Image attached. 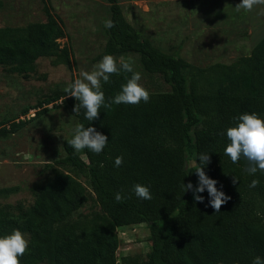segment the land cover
I'll return each instance as SVG.
<instances>
[{
  "label": "trees",
  "instance_id": "obj_1",
  "mask_svg": "<svg viewBox=\"0 0 264 264\" xmlns=\"http://www.w3.org/2000/svg\"><path fill=\"white\" fill-rule=\"evenodd\" d=\"M105 1V21L113 20L115 27L104 26L106 42L95 58L136 54L144 70L162 76L170 89L149 92L147 103L102 108L91 122L81 108L78 125L105 134L106 147L99 154L77 153L64 140L65 155L55 163L65 171H55L30 206L18 204L16 212L0 207V236L16 229L28 235L21 264H115V228L139 223L148 226L151 242L145 264H252L256 256L264 258V172L250 175L243 156L233 163L224 154L230 143L226 130L239 122L234 117L252 112L264 117V36L234 62L197 66L177 52L163 51L133 27L118 0ZM64 36L51 14L43 22L0 27V65L26 77L39 57L69 64V49L58 42ZM127 76L113 74L102 84L106 103ZM37 108L34 117L42 109ZM199 153L209 154L204 171L231 197L219 212L209 205L207 189L199 193L203 203L181 190L182 182H190L187 160L197 158L199 164ZM118 156H123L120 167L114 164ZM77 175L87 178L99 212L74 217L88 198ZM253 179L260 181L255 188L249 186ZM137 183L150 188L151 200L135 195ZM17 190L2 187L0 195ZM117 192L128 198L116 202Z\"/></svg>",
  "mask_w": 264,
  "mask_h": 264
},
{
  "label": "rangeland",
  "instance_id": "obj_2",
  "mask_svg": "<svg viewBox=\"0 0 264 264\" xmlns=\"http://www.w3.org/2000/svg\"><path fill=\"white\" fill-rule=\"evenodd\" d=\"M123 15L163 51L177 52L197 66L215 61L231 63L250 53L264 35V5L253 11L236 10L241 0H118ZM105 0H0V27L25 26L43 22L53 15L64 29L60 46L69 49L70 63L54 64V57H39L26 77L0 65V188L17 186L16 192L0 195V207L14 212L17 205L30 206L40 186L55 171H65L56 160L65 155L63 141L71 139L78 125L64 89L81 70L91 71L106 42ZM262 24V25H261ZM132 58L134 70L141 73L140 83L149 91L170 89L162 76L144 70L136 54L114 56ZM41 112L31 118L33 108ZM29 117L31 119H29ZM187 160L190 182L198 185V176ZM88 198L75 214L99 212L89 182ZM195 178H197L195 180ZM189 198H194L189 190ZM119 238L115 264L148 262L150 240L145 223L117 226ZM28 239V235H25Z\"/></svg>",
  "mask_w": 264,
  "mask_h": 264
},
{
  "label": "clouds",
  "instance_id": "obj_3",
  "mask_svg": "<svg viewBox=\"0 0 264 264\" xmlns=\"http://www.w3.org/2000/svg\"><path fill=\"white\" fill-rule=\"evenodd\" d=\"M264 5V0H241L236 5V10L243 9L251 12L256 6ZM264 13V10H262ZM104 26L108 29L115 27V22L111 19L104 21ZM128 73L126 83L121 86V91L117 93L110 102L106 103L105 94L102 90L103 83L110 82V76L113 74ZM141 73L134 70V61L132 58L127 60L121 58L119 64L117 59L110 54H106L93 67L91 71L81 70L79 77L65 87L64 91L67 97H74L78 103L74 105L73 111L78 113L81 108L85 109V118L88 121H94L99 118L102 108H109L112 104H139L141 101L147 103L150 100L149 91L140 83ZM233 119L239 122L232 127H228L226 135L230 143L224 149V154L229 156L233 163H237L243 156L249 163L245 169L248 174H255L258 170L264 172V117L259 114L244 113ZM68 144L75 152L80 153L88 149L96 154L101 153L108 143V137L97 131L95 127H85L83 124L77 125L73 130L72 138ZM197 158L191 162V167L198 176V185L193 186L191 182L181 184L182 192L191 190L194 201L203 203L204 197L199 195L207 189L209 205L215 212L221 210V206L231 199L222 190L216 187L217 181L210 178L204 171V167L210 162L208 153H199ZM116 167L123 164V156L115 158ZM226 174V173H225ZM238 179L234 176L233 183ZM260 181L253 179L250 187L255 188ZM135 195L144 200H151L150 188L146 185L135 184L133 186ZM122 192L115 194L116 202H123L127 199ZM29 240L20 230H13L11 234L0 236V264H21L20 257L28 251ZM252 264H264V258L256 256Z\"/></svg>",
  "mask_w": 264,
  "mask_h": 264
},
{
  "label": "built area",
  "instance_id": "obj_4",
  "mask_svg": "<svg viewBox=\"0 0 264 264\" xmlns=\"http://www.w3.org/2000/svg\"><path fill=\"white\" fill-rule=\"evenodd\" d=\"M33 109H35V111H34V110L31 111V114H30V115H32V116H30L31 118L35 116V113H36V111L38 110V108H33ZM30 117H29V118H30Z\"/></svg>",
  "mask_w": 264,
  "mask_h": 264
},
{
  "label": "crops",
  "instance_id": "obj_5",
  "mask_svg": "<svg viewBox=\"0 0 264 264\" xmlns=\"http://www.w3.org/2000/svg\"><path fill=\"white\" fill-rule=\"evenodd\" d=\"M262 25V24H261ZM264 36V35H263Z\"/></svg>",
  "mask_w": 264,
  "mask_h": 264
}]
</instances>
